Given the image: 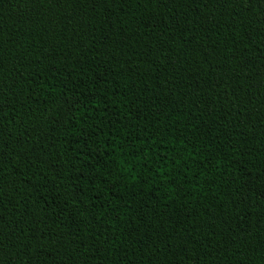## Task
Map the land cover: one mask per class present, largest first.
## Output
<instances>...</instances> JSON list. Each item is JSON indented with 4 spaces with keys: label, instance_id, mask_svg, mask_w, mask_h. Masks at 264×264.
<instances>
[{
    "label": "trees",
    "instance_id": "1",
    "mask_svg": "<svg viewBox=\"0 0 264 264\" xmlns=\"http://www.w3.org/2000/svg\"><path fill=\"white\" fill-rule=\"evenodd\" d=\"M0 264H264V0H0Z\"/></svg>",
    "mask_w": 264,
    "mask_h": 264
}]
</instances>
